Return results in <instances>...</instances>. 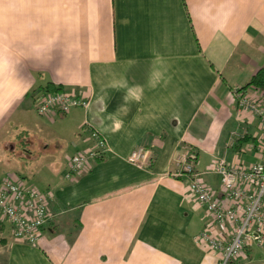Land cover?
<instances>
[{
    "label": "crops",
    "instance_id": "1",
    "mask_svg": "<svg viewBox=\"0 0 264 264\" xmlns=\"http://www.w3.org/2000/svg\"><path fill=\"white\" fill-rule=\"evenodd\" d=\"M260 68L264 0H0V178L23 148L50 197L37 243L0 220V264H221L222 252L197 237L210 228L230 242L233 224L215 222L172 172L179 152L194 150L205 184L241 207L211 166L261 161V119L232 94ZM48 84L89 106L40 114ZM245 93L264 99L255 87ZM93 132L106 152L71 170L96 148ZM140 145L152 149L144 166L128 159ZM230 263L264 264V242Z\"/></svg>",
    "mask_w": 264,
    "mask_h": 264
},
{
    "label": "built area",
    "instance_id": "2",
    "mask_svg": "<svg viewBox=\"0 0 264 264\" xmlns=\"http://www.w3.org/2000/svg\"><path fill=\"white\" fill-rule=\"evenodd\" d=\"M239 110H246L261 119L264 129V99L251 98L237 88L232 91ZM37 111L42 115H59L75 107H88L90 99L78 92L67 90L42 91L37 94ZM96 148L76 155L71 162V170L84 169L91 161L103 156L107 150L105 141L95 132ZM152 149L140 145L131 151L128 159L138 165H147ZM199 159L195 151L183 150L177 156L174 177H186L193 198L204 206L207 213L219 224L231 223L234 234L230 242L217 238L210 228H205L197 237V242L221 251V264H229L252 242H264V151L260 162L251 165L230 163L220 157L211 166V171L221 179L223 191L243 208V216L235 206L225 205L201 178L197 170ZM50 197L46 191L36 186H28L14 175L0 178V220L9 221L14 237L29 243H37L43 228L50 219Z\"/></svg>",
    "mask_w": 264,
    "mask_h": 264
},
{
    "label": "rangeland",
    "instance_id": "3",
    "mask_svg": "<svg viewBox=\"0 0 264 264\" xmlns=\"http://www.w3.org/2000/svg\"><path fill=\"white\" fill-rule=\"evenodd\" d=\"M36 158L37 156L34 155H23V148L19 147L7 157L10 162L6 172H8L9 175L14 176H28L31 182H35L34 184L38 188H41L40 178L42 173L33 170Z\"/></svg>",
    "mask_w": 264,
    "mask_h": 264
},
{
    "label": "trees",
    "instance_id": "4",
    "mask_svg": "<svg viewBox=\"0 0 264 264\" xmlns=\"http://www.w3.org/2000/svg\"><path fill=\"white\" fill-rule=\"evenodd\" d=\"M249 87H255L256 89H260L264 91V68L258 69L250 78V80L243 86L237 88L238 91L245 92ZM62 89L60 86L54 87L48 84L43 88L44 91H56ZM194 151V150H192ZM102 158V156H101ZM231 264V263H229Z\"/></svg>",
    "mask_w": 264,
    "mask_h": 264
}]
</instances>
